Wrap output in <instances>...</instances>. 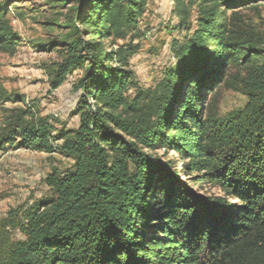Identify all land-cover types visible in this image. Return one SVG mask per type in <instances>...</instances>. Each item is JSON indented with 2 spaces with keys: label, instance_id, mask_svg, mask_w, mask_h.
Listing matches in <instances>:
<instances>
[{
  "label": "trees",
  "instance_id": "1",
  "mask_svg": "<svg viewBox=\"0 0 264 264\" xmlns=\"http://www.w3.org/2000/svg\"><path fill=\"white\" fill-rule=\"evenodd\" d=\"M46 1L58 12L41 24L57 33L45 48L60 60L45 72L51 92L81 73L79 127L57 131L18 108L3 119L0 153L61 141L74 164L50 175L51 196L0 222V264H264V33L241 14L264 0H172L182 40L151 88L131 69L150 0ZM11 7L0 6V52L14 55ZM229 82L248 101L221 117ZM161 150L185 162L188 182L153 156Z\"/></svg>",
  "mask_w": 264,
  "mask_h": 264
},
{
  "label": "rangeland",
  "instance_id": "2",
  "mask_svg": "<svg viewBox=\"0 0 264 264\" xmlns=\"http://www.w3.org/2000/svg\"><path fill=\"white\" fill-rule=\"evenodd\" d=\"M8 3L12 4L9 13L20 39V47L14 55L0 52V91L5 97L15 100L0 99V130L6 113L29 107H34L33 111L39 118L50 119L54 130H77L80 120L74 112L80 92L76 91L75 85L81 73L69 76L59 90L51 92L45 72L46 66L60 59L58 53L45 48L57 33L46 31L41 24L58 11L51 10L46 0H0V6ZM173 7L172 0H150L148 13L141 22L145 36L137 42L141 49L133 58L131 69L143 88L154 87L165 70L175 64L171 47L174 40H182V35L171 30L177 23L172 16ZM18 14L23 17H18ZM241 14L249 26L264 33V3L255 10H243ZM235 74L236 71H232L231 82L239 78ZM229 84L220 88L216 95L215 105L221 117L242 109L248 101L245 95L231 89ZM205 98L209 101L211 96L206 95ZM22 99L25 104L20 101ZM56 135L55 131L53 136ZM61 146L62 142L58 141L51 143V152L15 147L0 153V222L14 211L30 208L51 196L47 183L50 175L57 172L62 176L74 164L71 158L61 153ZM153 156L168 164L171 172H177L183 182H188L180 173L185 162L176 153L161 150ZM200 191L209 197L221 196V192L213 187ZM13 238L21 240L23 237L14 232Z\"/></svg>",
  "mask_w": 264,
  "mask_h": 264
}]
</instances>
